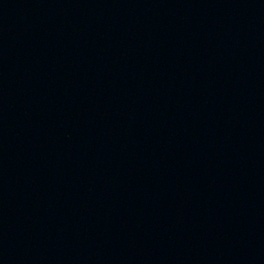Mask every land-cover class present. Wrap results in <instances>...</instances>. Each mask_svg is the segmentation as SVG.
Returning <instances> with one entry per match:
<instances>
[{"label":"water","instance_id":"1","mask_svg":"<svg viewBox=\"0 0 264 264\" xmlns=\"http://www.w3.org/2000/svg\"><path fill=\"white\" fill-rule=\"evenodd\" d=\"M0 264H264V0H0Z\"/></svg>","mask_w":264,"mask_h":264}]
</instances>
